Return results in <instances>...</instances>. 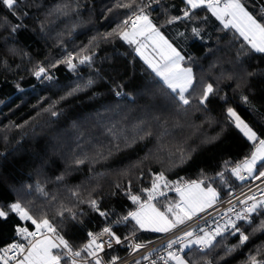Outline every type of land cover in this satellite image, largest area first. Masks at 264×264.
<instances>
[{"label":"trees","instance_id":"1","mask_svg":"<svg viewBox=\"0 0 264 264\" xmlns=\"http://www.w3.org/2000/svg\"><path fill=\"white\" fill-rule=\"evenodd\" d=\"M247 3L255 6L253 0ZM115 4L116 0H20L10 10L0 3V207L7 210L19 201L34 215L43 209L74 248L87 242L88 232H100L137 210L129 193L146 201L142 190L151 187L154 173L163 171L168 181L182 184L204 179L217 189L219 199L239 188L242 183L226 171L225 162L234 167L254 147L229 120L228 107L264 138V53L253 50L234 29H225L206 8L197 9L192 19L167 25L170 16L185 10L184 0L152 4L146 10L153 22L163 25L165 36L191 57L184 65L192 67L198 82L217 89L205 106L193 102L181 108L134 45L115 37L101 39L129 14ZM193 27L201 29L199 38L193 37ZM93 40L91 66L78 65L73 71L58 64L50 68L51 80L39 81L34 75L39 65L47 68ZM89 80L94 83L89 85ZM116 91L124 94L117 96ZM142 121L150 124L152 135L139 139ZM62 144L65 149L59 151ZM177 148L187 154L184 162ZM98 150L106 159L97 157ZM85 155L95 162L75 163ZM220 172L225 173L223 181L217 176ZM77 190L79 199L72 195ZM168 191L154 200L162 211L179 200L174 190ZM90 193L101 210L112 215L102 217L79 202ZM65 209L77 218L67 211L63 217L56 215ZM262 220L264 213L255 214L251 224L241 222L250 239L230 253L225 248L239 245V236L218 237L220 245L205 259L212 264H250V256L264 261V231H253ZM24 223L15 214L0 219V248L20 240L16 228ZM28 227L32 230L30 223ZM113 230L121 238L133 232L141 240L160 235L138 229L131 220L113 224ZM123 253L117 249L110 257ZM193 254L200 259L195 250Z\"/></svg>","mask_w":264,"mask_h":264},{"label":"snow or ice","instance_id":"2","mask_svg":"<svg viewBox=\"0 0 264 264\" xmlns=\"http://www.w3.org/2000/svg\"><path fill=\"white\" fill-rule=\"evenodd\" d=\"M0 3H3L8 9L14 10L20 0H0ZM253 3L255 4V0ZM152 4L159 5L160 0H147V2L146 0H116L115 7L130 10L129 14L122 20L118 28L103 34L101 39L115 37L129 45H134V51L166 87V94L170 95L171 100L181 108L190 107L193 102L205 106L209 97L215 95L217 89L212 83L198 82L192 67L184 66V61L191 60V57L183 55L181 50L164 35L161 31L163 25L158 26L153 22L146 10ZM184 4L185 10L181 15L170 16L164 23L171 25L181 20L192 19L197 9L206 8L222 22L225 29H234L253 50L264 53V0L255 4L254 7L249 5L247 0H184ZM18 27L20 25L14 27L12 31L15 32ZM191 32L194 38H199L201 35V29L197 27H193ZM93 44L94 40L77 52L68 53L63 59L52 63L47 68L39 66L34 71V75L37 78L44 77L51 80L53 77L49 75L50 68H55L58 64H65L73 71L77 69L78 65L91 66L94 52H91L90 49ZM92 83H94L92 80L88 81L89 85ZM77 90L74 89L73 92ZM73 92L68 95H72ZM115 94L120 96L124 93L116 91ZM247 99L244 97V100ZM226 113L229 120L252 142L254 147V151L234 167H227L228 162H225L226 171L240 180L246 179L243 175L245 172L248 177L261 180L264 178V138H261L234 108L228 107ZM51 114L57 115L54 111ZM152 119L159 121L160 117L153 116ZM138 128L143 135L137 138L144 139L152 135L150 124L147 121H142ZM164 135H167V130ZM160 147L163 148L164 145H160ZM177 153L181 162L188 158L182 148H177ZM109 154H111L110 151ZM97 157L106 159L103 152L99 150ZM86 160L95 162L85 155L82 159H76L75 163L84 164ZM258 164L260 170H258ZM224 175V172L217 173L221 181L224 180ZM153 176L151 187L142 190L147 193L146 201L141 202L140 195L129 193L131 201L138 205L137 210L129 211L126 215L103 227L98 233L88 232L87 242L79 248L73 247L43 209L39 210V215H34L29 206L19 201L8 205L7 210L0 207V219L6 220L10 215L15 214L25 222L23 226L17 225L16 228L20 240L5 248H0V264H10L11 261H14L15 264H62V262L63 264H105L100 253L104 252L106 247L112 248L114 243L121 244L135 236V232H133L122 240L121 236L113 230V224L119 225L130 220L135 222L138 229L158 233H172L180 229L181 226L185 227L186 230H183L181 235H176L175 238L168 240L163 249L165 255L160 257L163 264H201V260L204 261V264H212L211 260L205 258L220 245L218 237L223 239L225 234L238 235L239 245L225 248L226 253L235 251L236 247L244 245L250 239V235L246 234L240 226L241 222L251 224L254 214L264 213V195L261 198H257L255 194L245 196L244 199L236 197V203L242 205L239 209L232 203V200H229V207L225 209L219 219H212L207 227L189 228L190 222L220 202V193L210 183L206 184L204 179L182 184L181 181H168L163 171L154 173ZM62 179L63 177H57V180ZM162 189L174 190L179 195V200L174 204L166 205L164 211H161L152 202L157 197L166 195ZM38 191L44 196L48 195L42 188H38ZM261 191L264 192V190ZM72 195L79 199L80 193L77 190L73 191ZM79 202L89 205L102 217L112 215L110 212L101 210L99 200L92 198L91 193L88 199L79 200ZM65 211L73 219L77 218V213L70 209L58 211L56 215L63 217ZM28 223L32 225V230L29 229ZM205 223L209 222L205 221ZM258 230L264 231V220L260 222L258 228L253 229L254 232ZM37 233H40L39 237H37ZM146 247L147 244L143 242L131 244L133 251H139ZM193 250L200 254V259H195L194 254L190 255ZM10 253L11 255H9ZM150 255L151 253L144 256L143 259H149ZM249 259L250 264H264V261H258L255 256H250ZM120 260L121 258L118 256L112 257L108 264H118ZM135 264H140V262L136 261ZM150 264H156V261L152 260Z\"/></svg>","mask_w":264,"mask_h":264},{"label":"built area","instance_id":"3","mask_svg":"<svg viewBox=\"0 0 264 264\" xmlns=\"http://www.w3.org/2000/svg\"><path fill=\"white\" fill-rule=\"evenodd\" d=\"M49 75H50V71H49ZM37 79H39V81H43L45 78L41 77ZM243 175H245L246 177L245 180H240L239 178H237L239 182L242 183V185L239 188L233 190L228 196L222 199H219L220 201L219 203H217L212 209H208L207 212L200 214V217L190 222L188 227L189 228H193V227L201 228V227L209 226L212 219L214 218L219 219L220 215H222L225 209L229 207V204H228L229 200H232V203L236 205V207L239 209L240 207H242V205H239L236 203V197H239L240 199H244L245 196L255 194L257 198H261L262 195H264V192L261 191V190H264V178H262L261 180H255L252 177H248L246 172L243 173ZM254 215H253V218H254ZM205 221H208L209 223L206 224ZM183 230H186V229L184 226H181L180 229H177L172 233H163L157 236L156 238H153L150 240H141L135 234V236L132 237V239L125 240L121 244L114 243L112 248L106 247L105 251L100 253V255L103 258L105 264H108V261L111 259L110 257L111 253L113 251H116L117 249L122 248L124 250L123 254L121 255L116 254L112 256V257L118 256L121 258L118 264H135L136 261H139L140 264H150V261L152 260H155L156 264H163V261L160 259V257L165 255V252L163 249L166 247L168 240L175 238L176 235H181ZM90 232H93V231H90ZM93 233H96V232H93ZM39 235L40 233H37V237H39ZM105 239H107V237H105ZM121 239L123 240L124 238H121ZM15 241H18V240H15ZM133 242L146 243L147 247L144 249H140L139 251H133L131 248V244ZM149 253H151V255L149 256V259L147 260L143 259V257L148 256ZM9 255H11V253ZM10 264H15V262L11 261Z\"/></svg>","mask_w":264,"mask_h":264},{"label":"rangeland","instance_id":"4","mask_svg":"<svg viewBox=\"0 0 264 264\" xmlns=\"http://www.w3.org/2000/svg\"><path fill=\"white\" fill-rule=\"evenodd\" d=\"M237 112V111H236ZM238 113V112H237ZM239 114V113H238ZM240 115V114H239ZM241 116V115H240ZM242 119H243V117H241ZM244 120V119H243ZM245 121V120H244ZM246 122V121H245ZM247 123V122H246ZM65 146H66V144H62V145H59V151H63L64 149H65ZM164 192L166 191V192H170V191H168V190H170V189H162ZM172 199V198H171ZM173 200V199H172ZM153 203H155L154 202V200L152 201ZM155 205H156V203H155ZM145 230V229H144ZM63 264V263H62Z\"/></svg>","mask_w":264,"mask_h":264},{"label":"crops","instance_id":"5","mask_svg":"<svg viewBox=\"0 0 264 264\" xmlns=\"http://www.w3.org/2000/svg\"><path fill=\"white\" fill-rule=\"evenodd\" d=\"M165 35V34H164ZM185 66V65H184ZM186 67H188V66H186ZM177 195H178V193H176ZM178 197H179V195H178ZM155 204V203H154ZM156 207H157V205H156ZM158 208V207H157ZM160 209V208H159ZM161 210V209H160ZM162 211V210H161ZM144 230V229H143ZM145 231H148V232H153V231H151V230H146L145 229ZM153 233H157L158 234V232H153ZM160 234V233H159ZM162 234V233H161Z\"/></svg>","mask_w":264,"mask_h":264}]
</instances>
